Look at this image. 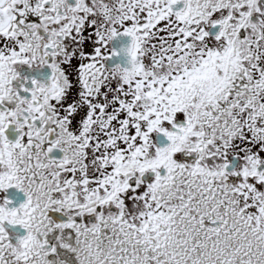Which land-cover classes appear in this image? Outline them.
I'll return each instance as SVG.
<instances>
[{"label": "snow or ice", "instance_id": "obj_1", "mask_svg": "<svg viewBox=\"0 0 264 264\" xmlns=\"http://www.w3.org/2000/svg\"><path fill=\"white\" fill-rule=\"evenodd\" d=\"M0 264H264V0H0Z\"/></svg>", "mask_w": 264, "mask_h": 264}, {"label": "flooded vegetation", "instance_id": "obj_2", "mask_svg": "<svg viewBox=\"0 0 264 264\" xmlns=\"http://www.w3.org/2000/svg\"><path fill=\"white\" fill-rule=\"evenodd\" d=\"M21 72L23 75L28 76L29 78L35 77L38 81H43L44 79L47 78L49 75V70L48 69H40L39 71H33L27 68L21 69ZM10 139H15V134L10 133ZM59 155V153H57ZM9 198L15 199L17 204L21 201H23L24 197L22 194L15 192V190H11L9 192Z\"/></svg>", "mask_w": 264, "mask_h": 264}]
</instances>
